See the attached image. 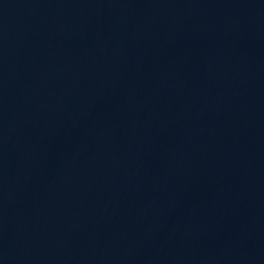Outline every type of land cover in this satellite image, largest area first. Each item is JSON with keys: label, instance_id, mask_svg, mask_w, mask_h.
<instances>
[{"label": "water", "instance_id": "obj_1", "mask_svg": "<svg viewBox=\"0 0 264 264\" xmlns=\"http://www.w3.org/2000/svg\"><path fill=\"white\" fill-rule=\"evenodd\" d=\"M0 264H264V0H0Z\"/></svg>", "mask_w": 264, "mask_h": 264}]
</instances>
